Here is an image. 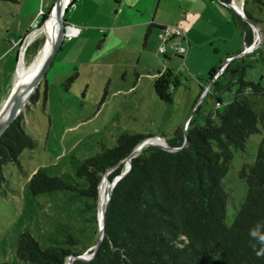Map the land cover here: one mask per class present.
<instances>
[{"label": "trees", "instance_id": "16d2710c", "mask_svg": "<svg viewBox=\"0 0 264 264\" xmlns=\"http://www.w3.org/2000/svg\"><path fill=\"white\" fill-rule=\"evenodd\" d=\"M246 2L243 0V13L255 24ZM232 13L244 46H250L255 39L252 26ZM38 43L28 45L25 65L36 54ZM253 60L247 53L225 64L194 109L184 132L174 133L183 136L169 141L180 148L170 151L147 145L130 158L128 170L109 190L103 236L94 255L89 260L74 259L73 264H264V254L257 255L264 253V137L253 162L239 170L247 190L230 225L225 223L228 194L222 183L232 149L244 150L248 136L259 131L262 112L254 109L250 95H263L264 86L244 79ZM223 76L229 78L225 85L219 81ZM211 77L209 74L208 82ZM168 78L169 73L159 76L154 88L162 100L169 102L168 88H174L178 80ZM233 84L238 85L233 100L203 109L207 99L220 102L219 92ZM37 95L38 88L28 101L34 103ZM146 137L151 136L123 132L110 147L101 142V149L94 154L81 160L71 157L70 171L51 174L37 168L28 177L29 191L33 195L62 192L64 202L77 204L78 214H86L83 220L94 227L103 174L111 168L106 175L111 183L126 167L121 160ZM36 144L37 140L24 130L23 114L19 113L0 135V189L9 186L3 167L19 164L21 152ZM46 222L41 231L47 241L45 247L30 231L17 234L18 259L32 264H67L69 256L88 248L81 244L76 223L49 215Z\"/></svg>", "mask_w": 264, "mask_h": 264}, {"label": "rangeland", "instance_id": "374dc122", "mask_svg": "<svg viewBox=\"0 0 264 264\" xmlns=\"http://www.w3.org/2000/svg\"><path fill=\"white\" fill-rule=\"evenodd\" d=\"M246 1L245 6L256 19L260 35L257 36L253 29L255 46L248 54L254 60L246 68L244 79L264 86V4L261 3L264 0ZM54 2L0 0V103L9 86L11 90L15 86L18 63L20 60L24 63L25 51L31 42H39L38 48L25 66L28 67L39 54L43 42L42 18L48 16ZM241 2L236 8L243 10ZM64 21L77 26L79 31L64 36L56 58L37 87L35 102L27 101L20 112L24 130L37 140V144L21 152L19 164L12 162L3 167L9 186L0 189V264H32L16 257L17 234L30 231L45 247L47 241L41 231L47 226L48 215L76 223V229L81 230V244L88 246L83 253L91 255L99 233L98 205L93 227L89 221L83 220L86 214H78L77 204L64 202L62 192L31 194L28 177L37 168H44L51 174L70 171L71 157L81 160L90 156L101 149V142L110 147L123 132L162 137L161 140L168 145L169 141L179 140L183 133L177 136L174 133L176 130L184 132L188 117L208 91L209 74L212 75L210 83L215 82L219 75L214 77L213 74L223 66L227 57L245 49L238 34L237 49L210 69L209 66L220 57L213 53L211 46L193 50L186 59L189 49L186 42L181 41L186 53L178 60L170 45L180 37H172L169 33L167 61L161 50L163 39L160 33L150 36L148 45L143 48L144 35L138 37L130 33L122 39V31L98 33L85 29L81 32L80 25L65 18ZM158 71L171 74V81L178 80L174 88H168L169 102L155 92ZM219 81L225 85L229 78L223 76ZM237 86L233 84L230 89L219 92L222 104L235 98ZM250 96L255 101L254 109L262 112V118L259 131L248 136L244 150L232 149L228 169L222 178L228 194L227 225L232 223L247 190L239 170L243 164L253 162L257 145L264 137V94ZM214 104L213 100L207 99L203 109H212Z\"/></svg>", "mask_w": 264, "mask_h": 264}, {"label": "crops", "instance_id": "0c3cea01", "mask_svg": "<svg viewBox=\"0 0 264 264\" xmlns=\"http://www.w3.org/2000/svg\"><path fill=\"white\" fill-rule=\"evenodd\" d=\"M239 1L231 0V3L237 7ZM232 11L238 14L219 0H73L67 4L63 19L80 25L81 32L85 29L98 33L122 31V39L130 33L138 37L144 35L143 48L148 45L150 36L160 33L161 26L176 23L185 31L181 41H185L189 49L186 59L193 50L206 46H211L213 53L220 55L219 61L209 66L212 69L237 49V36L241 37V34L232 22ZM168 45L166 43V48ZM163 56L169 61L166 49ZM175 57L183 59L176 53ZM164 74L166 71H158L155 79ZM10 92L11 86L4 94L0 108Z\"/></svg>", "mask_w": 264, "mask_h": 264}, {"label": "water", "instance_id": "95a60500", "mask_svg": "<svg viewBox=\"0 0 264 264\" xmlns=\"http://www.w3.org/2000/svg\"><path fill=\"white\" fill-rule=\"evenodd\" d=\"M228 5L230 7H232L246 22H248L253 27V29L257 32V36L260 35L259 29L256 27V25L248 17L245 16V14L243 13V10L236 8V6H234L231 2L228 3ZM66 6L63 7L61 0H55L54 4L52 6V8L55 11V16H56V29L57 30H56L55 36L51 39L49 46L47 47V50L45 51L41 62L39 63L38 67L36 68V70L32 74L29 81L24 85L14 86L13 89L11 90L8 98L6 99L5 103L3 104L2 108L0 109V135L7 128V126L19 115L22 108L25 106L29 97L33 93V91L35 89H37L39 83L44 78L46 71L50 68V66H51V64H52V62H53V60L57 54V51L60 48L62 40L65 36V28H64L65 22L63 19V14L65 12ZM254 46H255V41L250 45V48L252 49V48H254ZM249 50L250 49L245 48L241 52L236 53L235 55H232L230 57L232 58V57H236V56H242V55L248 53ZM227 62H228V60H226L223 65H225ZM210 85H211V83L209 82L207 89H209ZM202 97H203V95H202ZM190 117L191 116L188 117L187 121L189 120ZM150 138L151 137H148L147 139H150ZM147 139L142 140L137 145H135L134 148L130 151V153L125 158H123L121 160V161L126 162V167H125L123 172L119 173L118 175H116L113 178L111 188L113 187L115 182L128 170L129 165H130V158L132 156H135L137 153H139L144 146L156 145V146L162 147V148H164L166 150H170V151L176 150V149L181 147V146H170L168 144L162 145L159 143H153V142L147 141ZM110 170H111V168H109L103 175L107 174ZM108 199H109V194L107 196V199H106V202L104 205L103 215H102V219H101L102 221H101V225L99 227L98 238H97V241L94 245V250H93L92 254L86 256L82 252V253L77 254V255H71V256H69V257H71L70 263L67 262V264H73L74 259L89 260L94 255V253H95V251H96V249H97V247H98V245L102 239V236H103L104 213H105L106 204H107Z\"/></svg>", "mask_w": 264, "mask_h": 264}, {"label": "bare ground", "instance_id": "6f19581e", "mask_svg": "<svg viewBox=\"0 0 264 264\" xmlns=\"http://www.w3.org/2000/svg\"><path fill=\"white\" fill-rule=\"evenodd\" d=\"M61 1H62L63 7H65L69 2V0H61ZM40 29L43 35V42L40 48V52L34 58L33 62H31V64L28 67H26L23 61L20 60L17 66V79H16L15 86L24 85L29 81L32 74L38 67L39 63L41 62L43 55L45 51L47 50V47L49 46L51 39L55 36L57 29H56V16H55V11L53 8L50 9L48 16L43 20V23ZM158 138L159 137L150 138V139H147V141L164 145L165 144L164 141L161 140V138L160 139ZM106 175L107 174L102 176L101 181L99 183V190H98V211H97L98 217L97 218L99 222V227L102 221L101 219L103 215L104 205H105L107 196L109 194V190L112 186V182L108 183L106 181V178H105ZM70 260H71V257L67 259V262L70 263Z\"/></svg>", "mask_w": 264, "mask_h": 264}, {"label": "built area", "instance_id": "2783aa9c", "mask_svg": "<svg viewBox=\"0 0 264 264\" xmlns=\"http://www.w3.org/2000/svg\"><path fill=\"white\" fill-rule=\"evenodd\" d=\"M65 35L66 34H75L79 31V28L77 26H73V25H69V24H65ZM162 30L160 31V34L162 36L163 39V44L161 47L162 51H165L166 49V43H167V35L169 33H171L172 37H180L179 41L173 40L171 42L170 48L178 55H184L186 53V48L182 45L181 43V39L184 38L185 36V31L183 29H181L179 26L177 25H173V24H168V25H164L162 26ZM251 50L250 46L245 47ZM233 58V57H232ZM230 56L227 57V60L229 61L230 59H232ZM225 65H223L221 68H219L216 73L213 74L214 77H216V75H219L223 69ZM222 103L220 102H215L214 106L215 107H219L221 106Z\"/></svg>", "mask_w": 264, "mask_h": 264}, {"label": "clouds", "instance_id": "9594fccd", "mask_svg": "<svg viewBox=\"0 0 264 264\" xmlns=\"http://www.w3.org/2000/svg\"><path fill=\"white\" fill-rule=\"evenodd\" d=\"M253 235H255V233H253ZM262 240H264V237L261 238ZM264 253H257L258 256L262 255Z\"/></svg>", "mask_w": 264, "mask_h": 264}]
</instances>
